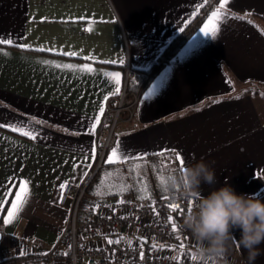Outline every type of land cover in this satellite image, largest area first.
Here are the masks:
<instances>
[{"label":"crops","instance_id":"1","mask_svg":"<svg viewBox=\"0 0 264 264\" xmlns=\"http://www.w3.org/2000/svg\"><path fill=\"white\" fill-rule=\"evenodd\" d=\"M201 12L179 50L164 58ZM214 12L221 17L213 19ZM210 20L215 36L203 33ZM0 38L13 40L0 45V264H43L32 258L58 243L71 216L61 193L94 168L101 119L128 69L161 65L133 119L118 124V154L108 152L104 170L122 166L128 173L157 154H179L180 168L210 164L213 187L227 183L264 199V0H228L223 9L220 0H0ZM22 181L25 202L9 218ZM125 191L121 198L137 201L164 192L154 180ZM209 191L204 185L203 194ZM119 238L133 244L139 235L101 231L85 240ZM195 246L185 232L176 245L157 244L172 255H195ZM246 257L234 241L225 260L246 264ZM255 264H264V254Z\"/></svg>","mask_w":264,"mask_h":264},{"label":"built area","instance_id":"2","mask_svg":"<svg viewBox=\"0 0 264 264\" xmlns=\"http://www.w3.org/2000/svg\"><path fill=\"white\" fill-rule=\"evenodd\" d=\"M135 76L128 69L125 83L115 103L107 105L100 122L97 135V161L82 183H69L64 191L62 203H71V216L68 227L58 243L41 258L43 264H55L58 258L64 264H201L199 258L187 252L164 254L158 243L176 245L180 243L182 219L192 201L173 199L165 193L147 201H137L132 196L118 198L112 202L98 201L89 210L81 209L88 188L98 171L103 168L110 150L117 144V126L121 121L132 120L137 108L139 94L129 98L128 82ZM177 205V209L170 207ZM172 220L169 221L168 217ZM177 225L173 232L172 224ZM134 229L139 238L130 244L124 238L99 244H89L85 238L101 231H127ZM187 233V232H185ZM143 253V258H141ZM193 257H196L193 259Z\"/></svg>","mask_w":264,"mask_h":264},{"label":"clouds","instance_id":"3","mask_svg":"<svg viewBox=\"0 0 264 264\" xmlns=\"http://www.w3.org/2000/svg\"><path fill=\"white\" fill-rule=\"evenodd\" d=\"M217 183L214 169L203 159L179 170L169 166L160 176L165 193L193 202L181 227L195 242L201 264H227L225 257L234 241L246 251V264H255L264 254V199L239 194L227 183L213 187ZM204 185L210 188L206 195Z\"/></svg>","mask_w":264,"mask_h":264},{"label":"rangeland","instance_id":"4","mask_svg":"<svg viewBox=\"0 0 264 264\" xmlns=\"http://www.w3.org/2000/svg\"><path fill=\"white\" fill-rule=\"evenodd\" d=\"M165 170L157 167L156 162L139 165L128 173L125 172L122 166H109L85 195L81 209L89 210L92 205L102 201L109 194L121 198L126 192L122 190L124 186L127 190L134 186L151 185L154 180L155 185H158L162 190L160 176ZM164 194L165 192H162L160 196Z\"/></svg>","mask_w":264,"mask_h":264},{"label":"trees","instance_id":"5","mask_svg":"<svg viewBox=\"0 0 264 264\" xmlns=\"http://www.w3.org/2000/svg\"><path fill=\"white\" fill-rule=\"evenodd\" d=\"M211 3L208 4L210 6ZM206 11V8L203 10V12ZM187 27L185 28L167 47L165 50L163 56L164 58L168 59L172 55H174L181 45L184 43L186 38L193 32V30L199 25L200 19L202 17V13ZM161 65L157 64L153 69L147 70V71H134L135 76L131 78L128 82V94L129 98L134 97V95L140 94L150 83L153 76L157 73V71L160 69ZM163 155H155L154 159L156 160L157 167L161 169H167L169 166L175 167L176 169H180V166L178 165V160L176 159V155L173 153H168L164 158H162ZM106 163V159H105ZM104 163L103 168H101L97 175L95 176L93 182L88 188V192L94 186L95 182L97 181L98 177L104 170L106 164ZM166 164V165H164ZM163 191V190H162ZM161 195V194H160ZM159 195V196H160Z\"/></svg>","mask_w":264,"mask_h":264},{"label":"snow or ice","instance_id":"6","mask_svg":"<svg viewBox=\"0 0 264 264\" xmlns=\"http://www.w3.org/2000/svg\"><path fill=\"white\" fill-rule=\"evenodd\" d=\"M226 4H228V0H220V8L221 9H223ZM212 15H213V19H219L222 14L214 12ZM211 24H212V21L210 20L209 24L205 25V27L203 29V33H204L205 36H215L216 35V31L215 30L211 31V32L208 31V29H209ZM11 44H13V40L12 39L0 38V45H11ZM105 99H107V97H105ZM103 112H104V108H103V106H101L100 113L103 114ZM99 122H100V118L98 116V117H96L95 124H98ZM95 124L92 125L93 128L95 127ZM12 130L13 131H18V129H16V128H13ZM23 135L29 136L31 134L29 132H24ZM32 138L34 139L35 137L33 136ZM93 151H94V149H93ZM117 154H118L117 149H113L112 155L115 156ZM176 159L177 160L181 159L179 154H177ZM88 167H91V165L89 164ZM84 175L86 176L87 172H85ZM61 188L63 189L64 185H61ZM122 190H126V186H124L122 188ZM27 191H28L27 190V182L26 181L20 182V187H19V191L16 194L15 202H13L12 206H11L12 210L8 212V217L9 218L14 217V215L20 210L21 205L25 202L24 196L27 195ZM144 191L146 192V190H144ZM62 197H63V193H61V198ZM141 198H146V196H142ZM170 207H172L174 210L178 208L177 205H171ZM168 219H169V221H171L172 217L169 216ZM6 222H8V221H6ZM172 229H173V232H175L177 230V225L173 223L172 224ZM108 243L111 244V243H113V241L109 240ZM116 243H119V240H117ZM181 247H183V245H181ZM141 258H143V253H141ZM195 258L196 257H193V259H195Z\"/></svg>","mask_w":264,"mask_h":264}]
</instances>
